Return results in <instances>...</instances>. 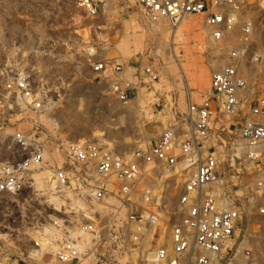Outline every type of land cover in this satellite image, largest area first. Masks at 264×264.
<instances>
[{"label":"built area","instance_id":"built-area-1","mask_svg":"<svg viewBox=\"0 0 264 264\" xmlns=\"http://www.w3.org/2000/svg\"><path fill=\"white\" fill-rule=\"evenodd\" d=\"M135 1L148 21L163 20L170 28L189 15L200 16L205 35L227 50L228 61L211 72L199 101L188 89L185 110L130 158L103 143L77 140L63 147L62 159H49V194L61 199L74 190L85 210L100 203L108 212L103 219L98 213L77 219L63 205L49 232H41L25 255L32 259L44 251L54 264H77L106 244L134 251L137 264H236L226 262L225 254L241 244L253 219L264 220V94L254 91L251 80L255 72L264 74V52L253 47L264 44L258 37L264 30V0ZM74 2L90 17L103 5V0ZM92 65L116 75L110 89L126 102L132 82L118 75L122 66ZM141 73L147 82L158 78L153 64ZM7 87L31 99L34 109L41 107L25 76ZM12 139L20 155L0 163V195L31 187L32 172L48 162L36 131L16 130ZM92 171L102 182L87 180ZM112 180L117 188L108 190ZM167 189L174 192L169 203ZM5 252L0 240V264Z\"/></svg>","mask_w":264,"mask_h":264},{"label":"rangeland","instance_id":"rangeland-1","mask_svg":"<svg viewBox=\"0 0 264 264\" xmlns=\"http://www.w3.org/2000/svg\"><path fill=\"white\" fill-rule=\"evenodd\" d=\"M182 23L181 34L170 45L167 22L148 21L135 0H103L95 17L74 0H0V163L20 155L12 139L16 130L36 131L48 161L32 172L31 187L17 195H0V240L6 251L1 264H54L44 251L32 259L25 251L41 232H49L50 220L59 216L63 205L77 219L91 213H98L100 219L106 216L108 209L100 203L85 210L74 190L60 202L51 199L56 195L49 194L45 170H49V159H62L68 142H100L114 154L130 158L136 150L147 148L172 123L175 113L185 110L188 89L196 101L207 92L211 72L228 61L227 50L207 38L200 16L189 15ZM152 24H158L159 30L154 31ZM258 37L264 43V30ZM253 47L264 52V44ZM171 51L181 71L171 70ZM103 61L121 65L118 75L132 82L126 102L110 89L115 74L93 70V63ZM147 64L158 71L154 81L142 76ZM19 76L27 78L34 96L41 100L39 109L7 87ZM251 80L254 91L264 94V74L255 72ZM158 172L163 174L161 169ZM87 180L102 182L94 171ZM116 188L114 180L107 185L108 190ZM173 196V190L167 189L165 202ZM123 218L121 211L118 226ZM85 238L88 242L91 235ZM241 240L227 251L225 261L264 264V220L253 219ZM133 252L103 244L77 264H137Z\"/></svg>","mask_w":264,"mask_h":264},{"label":"bare ground","instance_id":"bare-ground-1","mask_svg":"<svg viewBox=\"0 0 264 264\" xmlns=\"http://www.w3.org/2000/svg\"><path fill=\"white\" fill-rule=\"evenodd\" d=\"M182 21L183 20H181L178 24H177V26H175V27H173V28H171V31H169V32H167V33H165V35H166V37H168V40H169V44L171 45L172 43H173V39L175 38V36L177 37V36H179L180 34H181V31H182V29H181V27H182ZM151 22V21H150ZM155 22H157V21H155ZM158 25V24H157ZM157 25H153L152 24V29L154 30V31H158L159 30V25L157 26ZM161 32V31H160ZM170 49L171 50H173L172 49V47L170 46ZM171 56L170 57H168L169 58V60H168V64H170V66H171V70L172 71H174L176 68H178L180 71L182 70L181 69V66H180V63L178 62V60L175 58V56H174V53L171 51ZM171 70H169V71H171ZM199 71H201V69L199 70ZM182 76H183V73H182ZM183 77H185V76H183ZM197 80H199L200 78H201V73H198V75H197ZM47 155H45V157H46ZM45 171H47L48 172V175H46L45 176V178H47V179H49L50 178V173H49V170H45ZM41 173V172H40ZM44 173H46V172H44ZM43 173V174H44ZM38 174V173H37ZM36 175V174H35ZM39 175H41V174H39ZM35 177H37V176H35ZM52 195V194H51ZM51 199L55 202V203H57V202H60V200H59V198L57 197V196H51ZM46 230V229H45ZM150 256V255H149ZM150 264H154V263H150Z\"/></svg>","mask_w":264,"mask_h":264}]
</instances>
